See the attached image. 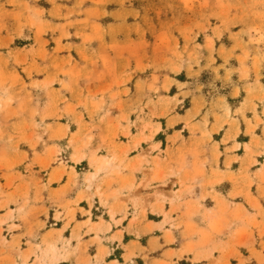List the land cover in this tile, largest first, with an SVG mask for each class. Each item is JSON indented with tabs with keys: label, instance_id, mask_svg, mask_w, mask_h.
<instances>
[{
	"label": "rangeland",
	"instance_id": "1",
	"mask_svg": "<svg viewBox=\"0 0 264 264\" xmlns=\"http://www.w3.org/2000/svg\"><path fill=\"white\" fill-rule=\"evenodd\" d=\"M0 264H264V0H0Z\"/></svg>",
	"mask_w": 264,
	"mask_h": 264
},
{
	"label": "bare ground",
	"instance_id": "2",
	"mask_svg": "<svg viewBox=\"0 0 264 264\" xmlns=\"http://www.w3.org/2000/svg\"><path fill=\"white\" fill-rule=\"evenodd\" d=\"M108 164V163H107Z\"/></svg>",
	"mask_w": 264,
	"mask_h": 264
},
{
	"label": "crops",
	"instance_id": "3",
	"mask_svg": "<svg viewBox=\"0 0 264 264\" xmlns=\"http://www.w3.org/2000/svg\"><path fill=\"white\" fill-rule=\"evenodd\" d=\"M162 238V237H161Z\"/></svg>",
	"mask_w": 264,
	"mask_h": 264
}]
</instances>
